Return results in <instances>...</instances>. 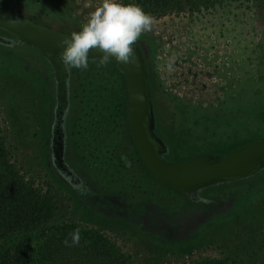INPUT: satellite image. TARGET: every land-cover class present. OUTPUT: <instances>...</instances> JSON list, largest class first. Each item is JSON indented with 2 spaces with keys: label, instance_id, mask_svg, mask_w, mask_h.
<instances>
[{
  "label": "rangeland",
  "instance_id": "rangeland-1",
  "mask_svg": "<svg viewBox=\"0 0 264 264\" xmlns=\"http://www.w3.org/2000/svg\"><path fill=\"white\" fill-rule=\"evenodd\" d=\"M9 1L21 6L22 14L63 23L72 31H79L101 4V0ZM247 7L201 17L156 18L152 31L141 36L139 41L147 48L149 92L157 108L158 127L172 151L182 154L193 146L191 135L184 133L176 140L174 123L178 121L174 108L219 107L230 97L240 101L224 106L248 107L250 103L243 100L264 98V0H251ZM33 49L0 31V130L18 164L32 176L45 178L50 190L62 198V212L55 222L69 221L100 230L130 257V264H180L217 259L228 253L236 256L240 264H264V172L253 177L252 182L248 180L247 185L233 184L226 193L225 206L231 205L229 201L233 199L234 204L211 211L204 222L187 223L189 219L193 222L194 214L184 207L173 214L159 211L153 217H142L140 223L130 221V208L116 198L122 204L126 200L130 203V199L139 197L136 187L140 183L147 197L153 188L149 177L146 184L142 181L143 170L139 164L133 166L135 157L128 147L123 159L129 171L114 179L119 186H111L113 181L104 184V179H97L92 170L81 168L71 147L66 148L62 162H56L49 148L38 143L39 130L35 134L31 131V124L40 121L37 102L43 92L37 82L33 86L31 69L43 86L49 80V72L37 61ZM101 71L116 85L111 70ZM259 115L263 123L264 110ZM262 128L263 124H255L244 132L252 136ZM214 144V154H223L236 142L216 138ZM92 156L86 157L89 164L92 160L96 163ZM166 194H160L158 205L173 203ZM138 207L140 215L145 207H140L139 202ZM42 229L16 234L9 244L22 243L25 251L35 254Z\"/></svg>",
  "mask_w": 264,
  "mask_h": 264
},
{
  "label": "flooded vegetation",
  "instance_id": "flooded-vegetation-1",
  "mask_svg": "<svg viewBox=\"0 0 264 264\" xmlns=\"http://www.w3.org/2000/svg\"><path fill=\"white\" fill-rule=\"evenodd\" d=\"M0 7H4L19 16L29 18L35 23L47 26L50 29L70 34L73 32L65 27L63 23L38 20L33 16L22 14L20 13L21 6L9 0H0ZM0 31L9 34L17 39L19 43H22L15 35L1 28ZM32 47L36 53L34 55L37 61L43 67L45 66L46 71L49 72V80L43 86L39 82L40 78L36 79L37 73L34 69H31V76L34 79L33 86L37 82L40 87V93L43 90L42 99L38 102L35 101L39 105L40 121L38 124L35 121L31 124V131L35 134V131L39 130L40 139L38 143L43 147L49 148L50 154L51 156L53 155L56 162H62L66 148L71 147L80 161L79 166L81 168L85 167L87 170H92L93 173L97 174V179H104V184L108 185L106 182L113 181L111 186L118 185L114 179L116 180L118 176L121 178L124 171H129L127 170V165H124L123 159V154L128 147L130 154L135 157L133 166L139 164L143 170L142 181L146 184V176L149 177L153 188L148 192L149 196L147 197L145 196V186L137 180L140 184L136 187L139 196L136 200L130 199V203H127L129 200H126L122 204V200L116 198L119 204L130 208L128 211L130 221L135 223L139 221L138 223H140V221H143L140 219L142 217H153L159 211L167 215L173 214L184 207L193 211L194 214L193 222L189 219L187 223L204 222L211 211H221L222 208H226V193L232 189L233 184L235 186L247 185L250 182L248 180L252 182L253 177L260 172H264L263 157L261 167L255 171L243 176L218 180L211 185L192 190L190 193L176 190L157 180L146 169L133 144L127 120V91L124 74L116 67L114 61L110 60L107 67L97 68L96 65L99 63L100 58L89 57L88 69L90 74H88V70L72 69L71 71H66L60 61L61 52L45 58L38 48ZM134 48L138 51L143 64L145 72L144 91L149 102L141 118L143 134L147 141L151 143L155 156L160 161L180 163L198 156H208L212 160L218 161L244 144L256 140H264V122H261L259 115L264 110V98L243 100L247 105L250 103L251 106L248 107L224 106L240 101L230 97L226 102H222L223 104L220 103L219 107L199 110L187 107L174 108L176 111L175 119L178 121L174 123L177 125L174 130L176 140H179L184 133L191 135L190 137H193V146L185 149L182 154L181 151H172L170 148L171 144H169L167 138H163V134L159 130L157 108L151 101L147 48L141 41H138ZM101 69L111 70L116 79V85L113 84L114 80L110 79L109 76L102 74L103 71ZM255 124H263L260 133L257 131L255 135H247L244 131ZM236 129H239L240 132L237 133ZM216 138H221L222 142L232 141L236 142V144L223 154H214L215 146L217 145L214 144ZM180 154L181 156H178ZM90 155H93L92 157L96 163L92 160L89 164L86 157ZM94 165L96 168H93ZM135 175L139 176V173L136 172ZM139 178L141 177L139 176ZM133 180L136 181V178L133 177ZM109 190L111 188L106 192ZM164 193L171 200L170 203L173 202L171 205H158L157 201L160 202L162 200L160 194L163 195ZM141 200L142 202H140ZM234 200L229 201L231 205L234 204ZM138 202L140 207H145L144 212L140 215L137 212L138 209L141 210L139 207L137 208ZM112 203L113 201L110 199L109 204ZM231 205H228L227 208ZM174 219L180 221L177 217H174ZM185 222L182 223L184 224Z\"/></svg>",
  "mask_w": 264,
  "mask_h": 264
},
{
  "label": "trees",
  "instance_id": "trees-1",
  "mask_svg": "<svg viewBox=\"0 0 264 264\" xmlns=\"http://www.w3.org/2000/svg\"><path fill=\"white\" fill-rule=\"evenodd\" d=\"M251 0H119L138 4L155 19L170 15L201 17L231 9H247ZM62 198L43 177H34L18 164L0 130V264H130V257L100 230L69 221L55 222ZM43 227L35 254L11 237ZM80 229V244L65 247L69 233ZM264 243V239H263ZM180 264H240L236 256L183 261Z\"/></svg>",
  "mask_w": 264,
  "mask_h": 264
},
{
  "label": "water",
  "instance_id": "water-1",
  "mask_svg": "<svg viewBox=\"0 0 264 264\" xmlns=\"http://www.w3.org/2000/svg\"><path fill=\"white\" fill-rule=\"evenodd\" d=\"M0 28L15 35L20 41L38 48L45 57L60 53L59 41L70 33L50 29L0 7ZM91 51L89 57H99ZM100 58V57H99ZM116 67L124 74L127 91V120L133 144L146 169L159 181L172 188L190 193L192 190L211 185L218 180L246 175L261 167L264 157V140L244 144L231 151L221 160L198 156L180 163L160 161L153 147L143 134L141 118L149 102L144 91L145 72L140 55L135 50L134 62Z\"/></svg>",
  "mask_w": 264,
  "mask_h": 264
},
{
  "label": "clouds",
  "instance_id": "clouds-1",
  "mask_svg": "<svg viewBox=\"0 0 264 264\" xmlns=\"http://www.w3.org/2000/svg\"><path fill=\"white\" fill-rule=\"evenodd\" d=\"M155 18L138 4H123L119 0H101V4L90 13L79 31L64 36L59 41L60 61L66 71L89 68V53L100 54L97 68L107 67L110 60L120 64H131L135 58L134 45L141 36L152 31ZM63 241L65 247L80 244V229L69 233Z\"/></svg>",
  "mask_w": 264,
  "mask_h": 264
}]
</instances>
